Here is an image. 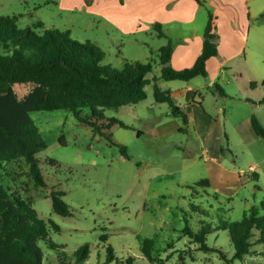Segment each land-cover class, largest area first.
Here are the masks:
<instances>
[{
  "label": "rangeland",
  "instance_id": "374dc122",
  "mask_svg": "<svg viewBox=\"0 0 264 264\" xmlns=\"http://www.w3.org/2000/svg\"><path fill=\"white\" fill-rule=\"evenodd\" d=\"M58 1L0 0V16L18 17L19 28L36 22L48 29L67 28L75 41L89 39L98 43L106 54L102 64L118 70L127 60L155 61L157 51L166 45V40L156 37L153 31L135 35L116 30L106 33L98 21L95 27H88L83 12L61 10ZM209 11L213 15L205 4L196 17L194 27L199 32L205 30ZM181 28L172 25L168 32L177 33ZM203 83L202 77L190 82L196 90ZM159 85L162 90L174 91L186 84ZM30 88L18 86L15 90L24 94ZM205 100L204 106L213 112L212 99L206 95ZM153 103L149 98L138 107L104 110L105 118L119 119L130 127H113L106 137L94 134L67 110L31 113L46 144L37 159L47 186L36 188L28 176V166L18 161L14 164L20 177L18 193L32 203L40 219L51 220L59 227L51 237L64 247L66 264H75L73 254L84 245L89 248V257L82 264H152L141 253L145 239L154 241L153 255L164 264H223L217 254L199 251L183 236L185 224L193 230L207 224L214 228L218 217L237 222L250 208L260 212V202L264 200V140L250 128L249 114L264 128V105L259 109L244 108L240 102L225 105L228 140L222 144L217 159L201 155L200 140L192 132H184L186 128L180 121L183 132H173L178 120L170 117L167 106L155 107ZM88 115V110L82 111L83 117ZM120 148H125L127 159ZM203 179L208 180L209 187H195ZM52 191L64 193L69 217L52 211ZM191 205L206 211L207 216L193 213ZM103 236L106 239L101 240ZM207 245L219 248L230 259L233 255L225 231L208 235ZM108 247L113 251L112 259H108ZM252 252L253 256L233 264H264V247L256 245ZM56 257L55 252L44 250L43 264H59Z\"/></svg>",
  "mask_w": 264,
  "mask_h": 264
},
{
  "label": "trees",
  "instance_id": "16d2710c",
  "mask_svg": "<svg viewBox=\"0 0 264 264\" xmlns=\"http://www.w3.org/2000/svg\"><path fill=\"white\" fill-rule=\"evenodd\" d=\"M212 21L209 14L201 54L190 69L176 71L170 66L172 47L168 43L157 51L156 61H125L118 70L102 64L106 54L100 47L89 41H75L68 31L46 29L40 22L19 28L18 17L0 16V46L3 49L0 54V264H43L44 250L55 252L58 263L66 264L64 247L51 237L52 233L59 232V227L51 220L40 219L32 203L18 193L20 177L14 169L18 161L28 166V176L36 188L47 186L37 159L46 144L31 113L67 110L94 134L106 137V132L113 127H130L119 119L105 118L104 110L138 107L152 98L154 105L167 106L169 115L179 119L183 127L187 126L186 116L171 92L162 90L159 84L206 77V63L217 55V36ZM155 31L158 37L163 36L159 25ZM18 86L31 88L24 94H17L15 88ZM214 88L213 94L226 97L222 89ZM83 110H88L89 115L83 117ZM251 127L254 134L264 140V128L255 117L251 119ZM140 134L138 132L137 136ZM120 151L127 159L125 148ZM252 175L258 179L256 173ZM195 187H209V182L200 180ZM63 197V192L52 191L51 208L57 215L69 217L70 208ZM190 208L193 213L207 216V212L197 206ZM218 218L214 228L207 224L193 230L186 223L181 232L198 246L199 251L217 254L223 264H233L235 260L243 262L244 257L254 255L253 247H264V200L260 202V212L250 208L240 221ZM219 231L228 234L233 248L231 259L219 248L207 245V236ZM107 251L108 259H112V249L108 247ZM154 251V241L145 239L141 247L143 257L152 264H164L153 255ZM73 257L75 264L86 262L88 246L80 247Z\"/></svg>",
  "mask_w": 264,
  "mask_h": 264
},
{
  "label": "crops",
  "instance_id": "0c3cea01",
  "mask_svg": "<svg viewBox=\"0 0 264 264\" xmlns=\"http://www.w3.org/2000/svg\"><path fill=\"white\" fill-rule=\"evenodd\" d=\"M58 4L64 11L83 12L89 21L88 27H95L98 21L106 33L116 30L135 35L153 31L158 37L155 27L159 25L163 33L159 38L172 47L170 66L176 71L190 69L201 54L204 32L196 30L194 24L202 7L205 4L210 7L217 55L206 63L204 83L196 90L190 84L195 78L188 82L172 81L186 85L174 91L167 89L188 121L184 132H192L200 140L201 155L217 158L222 144L228 140L224 127L225 105L240 102L244 108L255 109L264 105V92H261L264 91V0H59ZM172 25L182 28L177 33H169ZM61 31L71 33L67 28ZM91 43L99 47L98 43ZM214 86L222 89L226 97L213 94ZM206 95L212 99L213 112L204 106ZM249 115L252 129L251 119L255 116ZM177 120L172 130L182 133Z\"/></svg>",
  "mask_w": 264,
  "mask_h": 264
}]
</instances>
